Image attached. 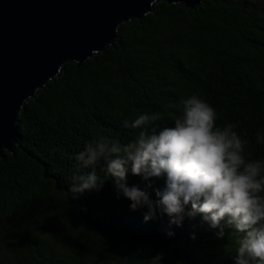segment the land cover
I'll list each match as a JSON object with an SVG mask.
<instances>
[{
    "label": "trees",
    "instance_id": "1",
    "mask_svg": "<svg viewBox=\"0 0 264 264\" xmlns=\"http://www.w3.org/2000/svg\"><path fill=\"white\" fill-rule=\"evenodd\" d=\"M193 94L215 108L218 127L233 126L246 160L264 162L262 0H201L195 8L158 0L119 26L114 45L82 64L66 62L25 102L17 140L0 155V264H235L238 235L217 237L199 215L180 226L167 214L145 222L146 209L131 211L111 178L99 191L69 190L86 145L129 142L141 129L125 122L141 114L158 116L149 127L173 126ZM102 169L101 160L104 179ZM127 182L146 183L132 174ZM162 184L148 189L152 199Z\"/></svg>",
    "mask_w": 264,
    "mask_h": 264
},
{
    "label": "clouds",
    "instance_id": "2",
    "mask_svg": "<svg viewBox=\"0 0 264 264\" xmlns=\"http://www.w3.org/2000/svg\"><path fill=\"white\" fill-rule=\"evenodd\" d=\"M157 119L141 114L131 124L126 121L125 127L141 129L127 143L101 137L86 145L75 155L69 190L99 191L111 178L117 198L128 199L131 211L146 209L145 222L167 214L170 225L180 226L185 216L199 215L218 229L217 237L226 229L238 235L235 264H264V162L246 160L245 142L233 126L218 127L215 108L196 94L182 101L173 126L149 127ZM257 142H264V133H257ZM101 160L104 179L96 172ZM129 174L141 177L145 186L129 185ZM155 180L163 184L152 199L148 189Z\"/></svg>",
    "mask_w": 264,
    "mask_h": 264
},
{
    "label": "water",
    "instance_id": "3",
    "mask_svg": "<svg viewBox=\"0 0 264 264\" xmlns=\"http://www.w3.org/2000/svg\"><path fill=\"white\" fill-rule=\"evenodd\" d=\"M158 0H0V155L17 140L25 102L66 62L82 64L114 45L119 26ZM195 8L201 0H163Z\"/></svg>",
    "mask_w": 264,
    "mask_h": 264
},
{
    "label": "rangeland",
    "instance_id": "4",
    "mask_svg": "<svg viewBox=\"0 0 264 264\" xmlns=\"http://www.w3.org/2000/svg\"><path fill=\"white\" fill-rule=\"evenodd\" d=\"M238 240V239H237ZM237 240H236V246L235 247H237Z\"/></svg>",
    "mask_w": 264,
    "mask_h": 264
}]
</instances>
